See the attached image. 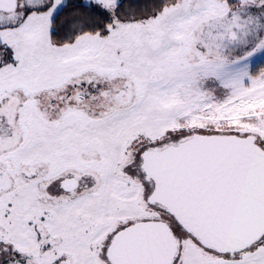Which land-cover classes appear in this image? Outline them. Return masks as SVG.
<instances>
[{
    "label": "snow or ice",
    "instance_id": "6c2138e0",
    "mask_svg": "<svg viewBox=\"0 0 264 264\" xmlns=\"http://www.w3.org/2000/svg\"><path fill=\"white\" fill-rule=\"evenodd\" d=\"M0 264H264V0H0Z\"/></svg>",
    "mask_w": 264,
    "mask_h": 264
}]
</instances>
